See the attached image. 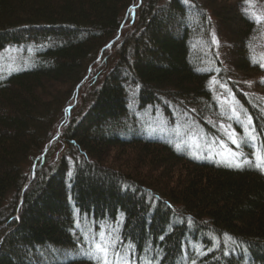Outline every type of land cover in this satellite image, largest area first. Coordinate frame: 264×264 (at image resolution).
<instances>
[{
	"label": "trees",
	"instance_id": "1",
	"mask_svg": "<svg viewBox=\"0 0 264 264\" xmlns=\"http://www.w3.org/2000/svg\"><path fill=\"white\" fill-rule=\"evenodd\" d=\"M246 7L245 0H0V50L37 47L30 68L0 75V264H41L33 260L40 247L73 246L86 229L78 224L106 221L121 224L140 264H264V172L120 133L132 111L149 105L172 121L175 108L203 127L217 77L262 135L264 110L231 77L264 73V23ZM217 38L227 39L229 65Z\"/></svg>",
	"mask_w": 264,
	"mask_h": 264
},
{
	"label": "rangeland",
	"instance_id": "2",
	"mask_svg": "<svg viewBox=\"0 0 264 264\" xmlns=\"http://www.w3.org/2000/svg\"><path fill=\"white\" fill-rule=\"evenodd\" d=\"M256 13L264 15V6L254 2ZM255 15V14H254ZM263 38L262 49L258 50V56L264 62V29L260 32ZM224 37V36H223ZM227 39L220 40L217 38L216 50L220 59L229 65L227 52L229 49ZM37 47L30 44L11 45L0 50V75L7 76L14 72L25 70L30 68L36 59ZM232 69V68H230ZM231 77L237 79L238 88L243 90L250 100V102L256 107L264 110V73H256L252 71L231 73ZM218 83H213V81ZM211 87L213 89V100L216 102L212 112L204 115L206 125L199 126L191 124V118H187V114L177 113V109H173L172 112L176 116L174 121L169 115L165 114L160 106L149 105L146 108H140L139 112H131L130 115H134L131 122L126 121L125 127L120 133L123 136H128L136 132H142L149 137H156L157 139H163L167 141L176 142L181 148H188L190 153L199 159H217L229 163L230 157L228 156V149L233 151H241L244 153L243 157H239L237 162H243L244 160H254L252 155L254 152L264 148V131L262 135L256 134L258 139L256 141H249L246 146H242L237 149L235 145L231 143L229 135L234 131L238 138L244 137L246 128L241 123L237 122L234 116L232 108L235 107L240 113V120L247 124L245 120V114L250 116L247 108L243 107L242 103L235 96L233 91L225 84L222 83L217 77L211 79ZM134 101V97H130ZM136 104V103H135ZM132 109H135L133 107ZM191 112L197 111L196 108H190ZM67 112V119H68ZM252 118V117H251ZM252 127L255 129V124L252 120ZM256 131V130H255ZM146 136V135H145ZM147 136V137H148ZM223 142V144H221ZM200 156V157H199ZM121 223V222H120ZM78 226H85L81 237L76 241L73 246H45L40 247L36 251L33 260L37 259L41 264H55L63 263L70 260H77L86 258L83 255L84 252L90 250L91 238L98 235L101 231L108 233L112 239L118 240L116 244V250L121 254H126L127 258L131 261V264H140L132 251L123 244L120 236L119 229L121 224L119 222L106 221L95 223L94 225L78 224ZM141 264H147L142 262ZM149 264V263H148Z\"/></svg>",
	"mask_w": 264,
	"mask_h": 264
},
{
	"label": "snow or ice",
	"instance_id": "3",
	"mask_svg": "<svg viewBox=\"0 0 264 264\" xmlns=\"http://www.w3.org/2000/svg\"><path fill=\"white\" fill-rule=\"evenodd\" d=\"M187 2V0H185ZM245 3L248 5L244 9L246 14L254 13L258 23H264V15L256 13L254 0H245ZM215 40V37H214ZM218 43V41H217ZM260 67H264V62L260 63ZM213 83H218V81H213ZM237 122L241 123L246 128L245 136L238 138L235 132L233 131L229 135L231 143L237 147V149L242 146H246L249 141H256L258 137L255 134V129L252 127V118L245 114V120L247 124L244 125V122L240 120L241 113L235 108H232ZM223 144V142H221ZM179 148L180 146L177 145ZM229 166L242 167L243 164H253L261 172H264V148L254 152V161L244 160L243 162H237L239 157H243L244 153L241 151H233L228 149ZM118 240H114L111 236L105 231H101L98 235H95L91 238L90 250L83 253L88 259L97 261V264H131V261L127 258L126 254H121L116 250V244ZM195 264V262H193Z\"/></svg>",
	"mask_w": 264,
	"mask_h": 264
}]
</instances>
